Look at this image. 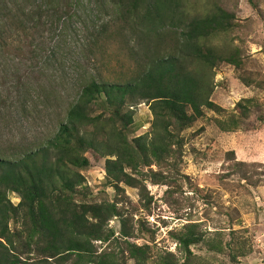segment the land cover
<instances>
[{"label": "rangeland", "instance_id": "rangeland-1", "mask_svg": "<svg viewBox=\"0 0 264 264\" xmlns=\"http://www.w3.org/2000/svg\"><path fill=\"white\" fill-rule=\"evenodd\" d=\"M77 1L27 0L14 7L24 12L25 31L8 34L10 46L0 59L4 159L17 161L42 145L64 120L82 85L92 79L126 82L141 61L122 9ZM214 4L234 14L236 26L213 43L224 53L239 49L243 62L241 70L223 64L214 71L211 100L223 112L205 110V116L183 132L179 156L135 173L139 188L122 185L117 193L107 187L105 159L92 150L87 154L90 167L82 173L88 187L85 200L117 201L133 216L141 233L130 241L149 245L147 264H163V258L173 264H264V0H191L190 10L203 15ZM29 13L37 14L32 23ZM3 23L10 25L9 20ZM150 40L161 49L171 43L167 35H152ZM241 76L262 87H246ZM243 99L258 104L239 128L224 131L223 126L238 119L237 104ZM26 103L29 109L23 108ZM134 111L132 136L151 132L149 105H134ZM100 113L95 108V115ZM9 198L14 205L20 203L17 194ZM189 227L203 240L186 250L177 238L186 236ZM109 229L112 243H96L99 253L108 247L122 254L126 245L120 238V219L110 221ZM24 258L29 262L37 257Z\"/></svg>", "mask_w": 264, "mask_h": 264}, {"label": "trees", "instance_id": "trees-1", "mask_svg": "<svg viewBox=\"0 0 264 264\" xmlns=\"http://www.w3.org/2000/svg\"><path fill=\"white\" fill-rule=\"evenodd\" d=\"M23 1L27 4L0 0V59L10 46L8 34L25 31L24 12L14 8ZM93 1L122 9V21L131 25L141 49V61L126 82L92 79L82 85L64 120L35 150L17 161L0 156V264H147L149 245L130 241L141 233L133 216L117 201L85 200L88 187L82 173L90 167L87 154L92 150L105 159L107 187L117 193L122 185L139 188L135 173L179 156L183 132L202 119L205 110L223 112L211 100L214 71L223 64L243 68L239 49L224 53L213 43L236 26L235 15L220 5L200 15L190 10L191 0ZM71 2L78 5L77 0ZM36 17L29 13L27 20L32 23ZM152 35H167L171 43L161 49L150 40ZM239 79L246 87H262L252 78ZM141 103H147L152 113L151 132L132 136L134 105ZM256 104L254 99L241 100L238 119L222 129L235 131ZM23 108L30 107L26 103ZM95 108L102 113L95 115ZM12 193L19 196L18 205L11 202ZM114 218L121 222L125 252L107 247L99 253L96 243H112L109 222ZM201 240L193 227L177 238L186 250ZM31 254L37 258L28 262L24 256ZM162 263L173 264L166 258Z\"/></svg>", "mask_w": 264, "mask_h": 264}, {"label": "built area", "instance_id": "built-area-1", "mask_svg": "<svg viewBox=\"0 0 264 264\" xmlns=\"http://www.w3.org/2000/svg\"><path fill=\"white\" fill-rule=\"evenodd\" d=\"M104 176H105V173H104Z\"/></svg>", "mask_w": 264, "mask_h": 264}]
</instances>
